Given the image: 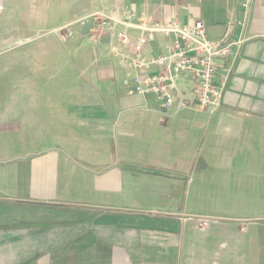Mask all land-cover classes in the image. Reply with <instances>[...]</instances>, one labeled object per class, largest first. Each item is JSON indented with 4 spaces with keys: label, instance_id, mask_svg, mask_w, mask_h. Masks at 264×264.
Returning a JSON list of instances; mask_svg holds the SVG:
<instances>
[{
    "label": "crops",
    "instance_id": "crops-1",
    "mask_svg": "<svg viewBox=\"0 0 264 264\" xmlns=\"http://www.w3.org/2000/svg\"><path fill=\"white\" fill-rule=\"evenodd\" d=\"M55 2L33 3L38 23ZM58 3L65 18L21 41L47 39L38 72L59 80L66 63L49 52L73 50L81 83L41 95L28 80L27 94L0 101V264H264V223L244 215L245 194H264V0ZM129 17L244 37L216 73L217 84L227 75L221 106L164 111L126 95L118 33ZM173 39L157 34L142 55L168 54Z\"/></svg>",
    "mask_w": 264,
    "mask_h": 264
},
{
    "label": "built area",
    "instance_id": "built-area-1",
    "mask_svg": "<svg viewBox=\"0 0 264 264\" xmlns=\"http://www.w3.org/2000/svg\"><path fill=\"white\" fill-rule=\"evenodd\" d=\"M249 2L242 0L245 9ZM119 24L125 29L118 33V41L130 50L129 56L119 58V64L129 70L122 83L126 95H151L164 111L184 107L204 111L221 106L227 75L217 84L216 73L232 56L233 49L245 41L244 37L235 39L225 35L217 41L209 40L205 24L199 19L190 26H181L176 21L149 23L145 18L132 23L130 17ZM131 30L139 31L134 40L130 38ZM157 34L173 36L168 54L144 57L143 47ZM153 69L157 72L152 73ZM183 79L190 83L186 94L179 92V81ZM206 222L202 220L201 227L206 226Z\"/></svg>",
    "mask_w": 264,
    "mask_h": 264
},
{
    "label": "rangeland",
    "instance_id": "rangeland-1",
    "mask_svg": "<svg viewBox=\"0 0 264 264\" xmlns=\"http://www.w3.org/2000/svg\"><path fill=\"white\" fill-rule=\"evenodd\" d=\"M36 0H0V101H4L2 98L10 96H21L27 94V90L24 84L28 80L36 82L34 90L37 94L51 95V94H71V87L74 84L80 86L81 78L78 76L77 71L74 69L76 56L73 50L70 52L57 54L50 51V56L54 61H61L66 63L65 70L61 71V80L59 78L54 79L50 76V72L41 71L43 65L41 60L36 59L35 50L41 49L42 46H46V40H29L21 41L25 36H31L34 32V36L42 37L43 30L55 25L56 19L62 20L65 18L66 5L59 7L58 3L53 8L47 9L43 12L41 17H46L44 23H38L37 14L33 3ZM30 2V11H27L26 4ZM38 29H43L38 31ZM38 31V32H37ZM66 29L58 32L61 37V41H66L67 36ZM49 36H53L49 35ZM71 36V34L69 35ZM73 37V36H71ZM44 41V42H43ZM64 45L67 48L68 45ZM56 45V44H55ZM54 45V46H55ZM57 47V46H56ZM30 48V51H28ZM70 50V49H69ZM31 52L33 55H31ZM48 55H44L46 58ZM31 59V60H29ZM31 61L33 63H31ZM38 61V62H36ZM52 61V62H54ZM59 61V62H60ZM50 61H47V63ZM35 63V65H34ZM89 63V62H88ZM36 79V80H33ZM67 80L68 83L64 84L63 81ZM25 82V83H24ZM30 82V81H29ZM70 87V88H69ZM65 97V96H64ZM71 99L80 100L78 96H70ZM74 100V99H73ZM79 105L78 103H75ZM2 103H0V107ZM1 111V108H0ZM3 154L2 146L0 148V155ZM243 195V194H235ZM246 195V213L244 215L251 220H260L259 223H264V194H245ZM236 211L229 215L240 216L238 208L241 207L240 199L237 196L232 199Z\"/></svg>",
    "mask_w": 264,
    "mask_h": 264
}]
</instances>
